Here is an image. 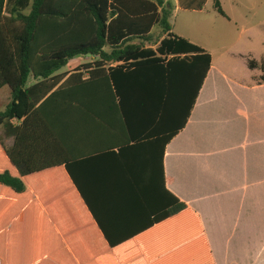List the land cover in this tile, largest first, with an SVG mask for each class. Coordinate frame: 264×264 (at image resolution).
Instances as JSON below:
<instances>
[{"label": "crops", "instance_id": "obj_1", "mask_svg": "<svg viewBox=\"0 0 264 264\" xmlns=\"http://www.w3.org/2000/svg\"><path fill=\"white\" fill-rule=\"evenodd\" d=\"M197 46L211 54V69L163 159V141L182 127L195 93L197 77L187 63L172 65L160 80L150 70L126 85L120 98L109 87L73 84L37 106L66 107L55 111L52 123L67 126L69 170L63 165L30 177L38 198L22 201L16 216L9 211L12 201H0L5 222L34 223L35 229L34 246L21 245L9 264H60L61 255L68 264H118V251L107 247L75 182L113 239L132 230L124 226L143 222L140 210L155 202L157 190L163 194L165 184L199 215L215 264H264V60L229 48L218 58ZM89 57L84 65L97 60ZM164 60L167 65L173 56ZM117 107H124L130 134L141 136L128 139ZM4 140L13 146L14 138Z\"/></svg>", "mask_w": 264, "mask_h": 264}, {"label": "trees", "instance_id": "obj_2", "mask_svg": "<svg viewBox=\"0 0 264 264\" xmlns=\"http://www.w3.org/2000/svg\"><path fill=\"white\" fill-rule=\"evenodd\" d=\"M178 1L183 10L201 11L210 0ZM213 2L214 9L226 17L221 0ZM173 14L174 6L167 0H0V91L9 88L12 96L0 110V130L6 138H14L9 148L0 136V201H12V215L21 210L22 201L38 198L30 177L63 165L69 170L67 126L52 123L57 118L55 111L61 113L66 107L37 106L62 95L73 84L82 89L109 87L120 98L126 85L146 77L150 70L160 80L172 71V65L187 63L197 77L195 93L182 127L163 141V159L167 144L187 123L212 64L210 53L173 33ZM88 56L97 60L71 76L57 74L70 61ZM168 56L173 60L165 65ZM249 65L256 68L253 61ZM261 70L264 73V63ZM117 109L124 116L128 139L141 136L130 134L124 107ZM74 184L107 247L118 251L114 262L215 264L199 215L165 184L163 194L157 190L155 202L140 210L143 222L124 226L132 230L120 239L111 238L88 194ZM6 220L0 203V264H9L11 253L21 245L31 249L35 243L34 223L9 224ZM58 261L71 263L64 255Z\"/></svg>", "mask_w": 264, "mask_h": 264}, {"label": "rangeland", "instance_id": "obj_3", "mask_svg": "<svg viewBox=\"0 0 264 264\" xmlns=\"http://www.w3.org/2000/svg\"><path fill=\"white\" fill-rule=\"evenodd\" d=\"M173 4L174 9L178 0H167ZM227 17L221 16L213 7L210 0L201 12L177 10L171 21L174 31L191 39L197 45H204L213 54L220 58L224 49L233 51H253L258 60H264V51L261 52V43H264V0H221ZM245 30L248 33L245 34ZM158 36L159 28L155 31ZM91 57L76 58L69 62L60 73L69 72L80 68L84 63L90 62ZM12 96L9 88L0 91V110L11 102ZM4 138V132L0 130Z\"/></svg>", "mask_w": 264, "mask_h": 264}]
</instances>
